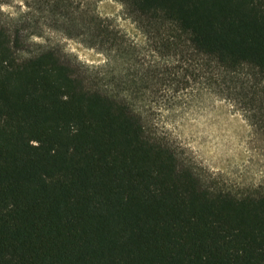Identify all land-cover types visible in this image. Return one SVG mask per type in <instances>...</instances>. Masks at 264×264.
Masks as SVG:
<instances>
[{"label":"trees","instance_id":"trees-1","mask_svg":"<svg viewBox=\"0 0 264 264\" xmlns=\"http://www.w3.org/2000/svg\"><path fill=\"white\" fill-rule=\"evenodd\" d=\"M119 1L162 63L134 67L74 0L53 10L127 66L86 67L0 6V264H264V184L228 182L149 120L160 95L208 91L264 130V0Z\"/></svg>","mask_w":264,"mask_h":264},{"label":"rangeland","instance_id":"rangeland-1","mask_svg":"<svg viewBox=\"0 0 264 264\" xmlns=\"http://www.w3.org/2000/svg\"><path fill=\"white\" fill-rule=\"evenodd\" d=\"M74 1L79 2L82 8L108 18L120 30L127 44H133L134 67L154 60L163 62L162 55L152 54L147 35L122 2ZM0 6L3 12L12 16L29 11L34 13L40 20L36 28L40 33L34 35L33 40L60 47L86 67L104 71L107 69L105 64L110 60L117 71L127 66L124 61L130 55L111 53L110 58L106 51L89 44L83 30L73 29L66 19L53 10L52 0H0ZM158 99L163 102L154 105L149 116L154 129L182 145L200 165L228 182L239 185L264 184V130L259 127V122L243 98L208 91L190 97L170 91ZM139 102L144 104L143 101Z\"/></svg>","mask_w":264,"mask_h":264}]
</instances>
